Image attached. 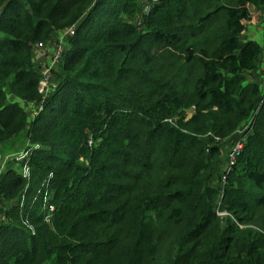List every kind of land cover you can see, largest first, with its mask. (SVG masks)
Instances as JSON below:
<instances>
[{"label":"trees","instance_id":"16d2710c","mask_svg":"<svg viewBox=\"0 0 264 264\" xmlns=\"http://www.w3.org/2000/svg\"><path fill=\"white\" fill-rule=\"evenodd\" d=\"M252 7L264 0H0V147L24 134L31 169L0 175V264H264ZM72 27L43 93L36 50ZM243 125L215 174L209 133ZM50 173L47 221L30 200Z\"/></svg>","mask_w":264,"mask_h":264},{"label":"built area","instance_id":"2783aa9c","mask_svg":"<svg viewBox=\"0 0 264 264\" xmlns=\"http://www.w3.org/2000/svg\"><path fill=\"white\" fill-rule=\"evenodd\" d=\"M75 33V28H69L66 31H63L62 33H60L59 38L57 43L55 44V46L53 48H41V55H47L48 53L50 54L51 60L50 63L46 66V68H44L43 70V76L42 79L40 81V91L43 93L48 92V90L50 89V85H51V79H52V68L55 67V65H57L61 59L63 58L64 55V51H65V39L70 36L73 35ZM261 68L262 71L264 72V49L262 52V56H261ZM175 119H170V122L174 123ZM210 136H212L215 141H221L222 139L218 136H215L213 133H209ZM92 143V142H90ZM243 148V140H239L235 146L232 148L231 152H230V162L231 165L234 164L235 159L237 157V155L240 153V151ZM29 155V151L27 149L22 150L21 152L18 153H14V154H3L0 152V175L1 173L4 171L5 169V164H7L8 162H16L18 164H22L20 167V172L22 174V176L26 179H30L31 177V169L30 166L25 162L24 164L22 163L23 161L26 160V158ZM230 165V166H231ZM53 174L50 173L48 179L43 182L41 184V186L37 189V191L34 193V195L32 196L31 200H30V204L33 207L34 205H40L42 207V210L45 211L46 215H45V219L47 221H49L51 214L53 213L55 206L54 204L51 203V198L53 195L52 189H51V178H52ZM26 195H24L22 197L21 200V207L23 208L26 205ZM218 213L221 215L223 213V215H228L227 212L223 211L220 212V210L218 211ZM4 219V214H3V208H2V201L0 198V220ZM25 224L33 231L35 232V227L31 224V222L29 220H25Z\"/></svg>","mask_w":264,"mask_h":264},{"label":"rangeland","instance_id":"374dc122","mask_svg":"<svg viewBox=\"0 0 264 264\" xmlns=\"http://www.w3.org/2000/svg\"><path fill=\"white\" fill-rule=\"evenodd\" d=\"M142 8H143V12H144V10H145L144 8H146V5L143 4ZM251 13H252V22L248 23L247 30L243 34L242 39L244 41L249 40V39L256 40V41L261 43V45L264 49V7H261L259 9H255L252 7ZM59 36H60L59 34L56 35L53 38V40H51L48 43V45L46 44L45 48H48V49L53 48L55 46V44L57 43ZM66 39L64 42L65 48L67 45ZM39 54L40 53L38 52V50H36V58H37L36 62L40 58H47V57H49L51 60L49 53L45 56L44 55L42 56ZM247 79H248V81H253V82H257V83L261 84L262 88H264V72L262 71V68H260V66L256 70L250 72L247 75ZM185 112H186L187 116H191L194 112V107L186 109ZM174 122H175V120H174ZM246 127L247 126H245V125L239 127L237 129L236 133H234L233 135L226 137L220 141L221 147H222L221 153L219 156H217L214 159V173L215 174H218V175L222 174L223 175L226 168H228L231 165L230 156H229L230 152H231L232 148L235 146V144L239 140H242V134H243V132H245ZM214 143H216V142H214ZM26 145H27V140L25 138V135L21 134V135L17 136L16 138H14L12 141L8 142V144L6 146L7 148L0 147V152H2L3 154L18 153V152H21L22 150L26 149L25 148ZM10 162L5 164V168L8 167ZM12 163H15V162H12ZM18 165L20 167V164H18ZM220 212H223V211L220 210ZM221 215L226 216V215H223V213Z\"/></svg>","mask_w":264,"mask_h":264},{"label":"crops","instance_id":"0c3cea01","mask_svg":"<svg viewBox=\"0 0 264 264\" xmlns=\"http://www.w3.org/2000/svg\"><path fill=\"white\" fill-rule=\"evenodd\" d=\"M48 45V44H47ZM43 47H46V44H45V46H43ZM38 50V52H40V54L39 55H41V50L38 48L37 49ZM43 56V55H42ZM50 58L49 57H47V58H40L39 59V64L42 66V70H44V68H46V65L47 64H49L50 63ZM7 144L8 143H6V144H3L1 147H3V148H7L6 146H7Z\"/></svg>","mask_w":264,"mask_h":264}]
</instances>
